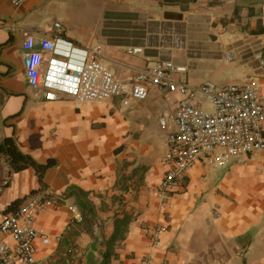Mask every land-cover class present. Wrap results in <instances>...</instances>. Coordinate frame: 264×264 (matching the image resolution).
Returning <instances> with one entry per match:
<instances>
[{"label": "crops", "instance_id": "1", "mask_svg": "<svg viewBox=\"0 0 264 264\" xmlns=\"http://www.w3.org/2000/svg\"><path fill=\"white\" fill-rule=\"evenodd\" d=\"M165 11L182 19L165 20ZM138 17L182 31L171 32V45L152 42L161 31L136 42ZM54 21L61 32L50 31ZM24 31L36 48L56 40L46 55L57 66H43L52 79L38 90L23 68ZM93 46L128 85L137 70L171 60L192 62L186 76L196 84L208 72L223 84L256 77L264 92V0H0V141L13 136L21 152L56 161L42 184L33 168L10 173L0 155V205L43 190L58 198L56 210L36 218L52 237L36 243L37 264H264V150L216 169L198 161L159 194L167 170L160 118L173 114L180 94L151 87L143 101L79 102L62 88L70 84L60 69L79 65ZM48 91L56 98L45 99ZM158 225L166 229L153 246L148 228Z\"/></svg>", "mask_w": 264, "mask_h": 264}, {"label": "built area", "instance_id": "2", "mask_svg": "<svg viewBox=\"0 0 264 264\" xmlns=\"http://www.w3.org/2000/svg\"><path fill=\"white\" fill-rule=\"evenodd\" d=\"M23 1L12 0V3L19 5ZM53 30L61 32L59 21L53 22L50 31ZM22 38L25 76L30 87L38 90L51 78L44 76L43 66H57V59L46 55L56 52V40L45 37L36 48L32 34L24 31ZM130 52L142 53V48L132 47ZM100 57V46L85 48L79 65L71 67L64 62L60 69L70 84L62 88L79 102L114 96H124V104L129 99L143 101L151 87L180 94L173 114L160 118V127L167 132V151L163 157L167 170L158 185L159 194L179 186L184 173L198 161L216 169L264 150V92L256 77L240 84L218 85L205 80L193 85L186 76V65L158 60L151 68L137 70L128 85L117 79ZM55 98L53 92H45V99ZM58 205V198L45 190L12 210L0 205V264L38 263L36 243L47 246L52 237L36 224V218L45 210H56ZM165 229L163 225L148 228L153 246ZM147 262L145 259L143 264Z\"/></svg>", "mask_w": 264, "mask_h": 264}, {"label": "trees", "instance_id": "3", "mask_svg": "<svg viewBox=\"0 0 264 264\" xmlns=\"http://www.w3.org/2000/svg\"><path fill=\"white\" fill-rule=\"evenodd\" d=\"M0 155L8 164L10 173L33 168L42 184H44V178L48 170L56 166V161L54 159L50 158L45 162H39L29 154L21 152L13 136L5 137L0 141ZM20 204L19 202H14L8 207V210H12Z\"/></svg>", "mask_w": 264, "mask_h": 264}, {"label": "rangeland", "instance_id": "4", "mask_svg": "<svg viewBox=\"0 0 264 264\" xmlns=\"http://www.w3.org/2000/svg\"><path fill=\"white\" fill-rule=\"evenodd\" d=\"M133 24L134 25L138 24L137 25L138 28L136 30L135 29L132 30V36L137 38L136 40L133 39V41L140 42V43L146 40L145 39L147 37V35H145L146 32L154 31L155 33H157V32L159 33V31H161V33H163V37H161L160 40H159V36H157L155 40H152L151 38H149L147 41L152 40V42H155V43L156 42H164L166 45H171V43H172V37L170 36L171 32H174L177 30L178 33H181V31H182L180 28H176L174 30V28H172L171 26H168V25L161 26L162 28H159L158 24H155L154 27H152V25H149V27H147L145 21H143V19L140 17H138L137 19L134 18ZM174 53L179 54V53H181V51L175 50ZM182 63L187 64V66H189V70L191 69V67H192V69L194 68L193 67L194 64L192 62L182 61ZM189 72H190V75H192V72L191 71H189ZM213 74L214 73L211 74L210 72H208V73H204L202 76H197V77H199L202 80L203 79L211 80L218 85H227V84H223V83H226L225 81H220V78L215 77ZM205 80H203V81H205ZM203 81H201V82H203ZM201 82H199L197 84H200ZM191 84L197 85L196 82H194V81H192Z\"/></svg>", "mask_w": 264, "mask_h": 264}, {"label": "water", "instance_id": "5", "mask_svg": "<svg viewBox=\"0 0 264 264\" xmlns=\"http://www.w3.org/2000/svg\"><path fill=\"white\" fill-rule=\"evenodd\" d=\"M163 18L165 20H181L182 14L178 12H173V11H165L163 14Z\"/></svg>", "mask_w": 264, "mask_h": 264}]
</instances>
